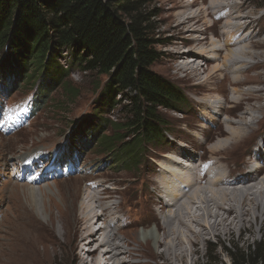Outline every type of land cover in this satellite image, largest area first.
Masks as SVG:
<instances>
[{
  "label": "rangeland",
  "instance_id": "obj_1",
  "mask_svg": "<svg viewBox=\"0 0 264 264\" xmlns=\"http://www.w3.org/2000/svg\"><path fill=\"white\" fill-rule=\"evenodd\" d=\"M187 2L192 3L187 13L199 15L190 24L178 25L182 18L178 14L185 9L181 3ZM144 8L151 16L155 38L160 41L156 49L162 54L151 65V70L173 83L185 95L188 104L181 112L163 110L170 131L159 146L143 151L136 167L115 163V152L100 149L95 135H90V129L104 123L103 129H96L100 135L109 134L107 120L118 122L126 117L121 106L125 100L113 107L107 105L106 75L81 71L71 66L68 55L64 54L59 61L63 69H67V75L49 88H41L37 74L24 77L21 71L18 76L15 68L11 71L5 54L7 48H0V264H21L23 253L19 246L23 245V240L28 244V240L32 242L33 259L29 256L32 261L28 264H83V258L90 260L87 249L96 242L86 246L88 241L83 240L89 219H81L75 234L69 232L61 236L57 207L67 183L76 184L77 203L84 201L95 208L97 226L116 221L113 230L118 232L117 239H123L130 249V256L134 257L130 263L166 264L163 258L151 255V241H147L143 255L138 244L143 230L152 227L158 232L156 217L162 206L159 196L163 202L167 200L161 195V182L175 184L173 179L163 175V170L175 168L183 172V168L185 174L194 172L197 179H202L193 187L200 189L210 186L204 163L214 165L215 160L221 159L224 171L229 173L221 185L227 186L236 181L239 177L236 173L244 171L246 164L254 159L256 147L259 146L260 153L264 152V56H260L264 50L263 0H148ZM229 9L232 15H225ZM212 22L215 24L210 25ZM229 23L234 25L231 32L241 25L242 30L231 38L232 44L226 45L224 31L228 30ZM245 44L249 49H241ZM216 47L222 50L213 52ZM182 49H193V52L182 54ZM229 49L233 51L232 61L242 60L236 67L248 63L234 71L242 77L238 85L231 81L229 67H233L226 56ZM207 51H212L213 57L205 56ZM244 53L248 55L243 56ZM179 56L191 60L192 67H201L199 73L195 76L177 69ZM69 88L76 92L70 93ZM119 97L117 95V99ZM225 119L231 121V127H250L246 140L228 145L213 153L218 156L210 158L212 153L208 148L220 137L217 131L224 128ZM206 133L216 134L206 139ZM29 152L32 154L25 164L23 158ZM187 163L189 166L183 167ZM262 170L259 176L264 175ZM32 179L36 184H32ZM31 185L41 193L37 200L28 197L27 188ZM182 186L180 184L179 190ZM174 187L178 189L177 181ZM101 207L108 209L101 212ZM28 217L34 220V226L27 224ZM249 225L246 231L206 236L196 245V252H187L183 261L173 264H202L211 249H215L212 258L230 264L227 250L233 251L235 247L242 250L248 245L264 243V216ZM97 226L92 225L91 229ZM100 249L91 257L99 254ZM160 249L162 247H158V251Z\"/></svg>",
  "mask_w": 264,
  "mask_h": 264
},
{
  "label": "trees",
  "instance_id": "obj_2",
  "mask_svg": "<svg viewBox=\"0 0 264 264\" xmlns=\"http://www.w3.org/2000/svg\"><path fill=\"white\" fill-rule=\"evenodd\" d=\"M147 2L0 0V48H7L11 71L15 68L24 77L37 74L39 86L49 88L67 75L59 61L67 54L71 66L107 76V105L125 100L121 106L126 117L107 120L111 133H98L96 128L103 129L104 123L90 129V135H95L100 149L115 152V163L131 167L143 151L165 140L170 125L163 110L181 112L188 104L173 83L151 70L162 54L144 8ZM214 252L211 249L202 264H224L211 257ZM226 253L230 264H264V243Z\"/></svg>",
  "mask_w": 264,
  "mask_h": 264
},
{
  "label": "bare ground",
  "instance_id": "obj_3",
  "mask_svg": "<svg viewBox=\"0 0 264 264\" xmlns=\"http://www.w3.org/2000/svg\"><path fill=\"white\" fill-rule=\"evenodd\" d=\"M181 6H183V8L185 9L178 14L182 17L178 20V25L190 24V22L195 17H197L199 13L198 14L187 13L188 11H190L189 7L192 6V3L189 2L181 3ZM223 7L224 5L221 6L219 9H222ZM212 8L209 7V9ZM227 14L232 15L230 9L225 12V15ZM213 23L214 22H212L210 25H213ZM210 25L208 24L207 27ZM227 26H228V30L224 31L225 33H227V37L225 38L227 42L226 45L232 44L233 42H231V38H233V36H235L239 30H242V25L239 26L237 29H235V31L233 32H231L230 29L234 25H230L229 23ZM196 27L194 29L198 30V28ZM233 33L234 35H232ZM229 34H231V36H229ZM245 37L246 34H244V38ZM244 48L249 49L247 44L241 46V49ZM214 50L218 52L221 51L222 48L216 47L212 51L214 52ZM212 51H207L204 55L213 57V55L210 53ZM180 52L182 54L184 52L189 54L193 52V49H187V50L182 49V51ZM251 53L252 52L248 51V54L250 56H253L251 55ZM232 54L233 51L229 49L226 56L231 62L230 66L233 67L232 69L229 67L230 69L229 71L232 72L231 81L234 84L238 85L241 83L242 77L236 73L234 74V71L240 69L241 67L244 66L246 67L248 63L247 64L244 63L242 64V66L236 67V64L237 63L240 64L242 60L232 61L231 60L232 58L230 59V56ZM248 54L244 53L243 56ZM260 56H264V50H261ZM185 58L183 56H179V58L176 59L177 69L179 68V69L187 70V72L196 76L201 70V67L199 66L192 67L191 60L186 61L187 59ZM234 91L238 93L237 95L240 96L238 90L234 89ZM252 110L255 111V109ZM239 119L241 120L240 122H242L243 118L240 117ZM252 119H254V117H252ZM224 122L226 123V125H224V128L222 127L223 129L217 131V135H220V137L215 138V140L212 141V145H210L208 148L210 153H212L211 155L212 157L210 158H213V155L214 157L218 156L213 153H218L219 151H222L223 149L228 147V145L241 142L242 140H246L245 135L247 134V130L250 127L247 126L246 127L241 126V128H237L234 126L231 127L230 120H226ZM214 134L216 133H206L205 138L206 139L214 138L215 137ZM224 134H227L228 137L227 136L225 137ZM256 148L257 151L253 154L254 159H252V161L249 164H246L244 171L237 172L236 176H239L237 177V180L227 186L221 185L226 181V178L229 174L224 171L221 159L215 160L214 165L207 166L206 165L207 162L204 163V168L208 174V179H209L208 181L210 186L207 185L208 187H203V188L200 187V189L193 187L197 180L202 179V178L197 179L194 172H192L191 174L190 173L185 174L183 168H181L183 172L176 171L175 168L173 169L169 168L167 170H163L164 171L163 175L171 178V180L173 179L175 184L169 185V182L168 181L165 182L164 180L161 182L163 188V190L161 191V195H164L165 198L167 197L166 198L167 200L163 202L162 199L160 200L161 197L159 196L158 201L162 203L161 204L162 206H160L161 212L158 213L156 217L157 219H159L158 232L151 227L149 230H143L140 233L138 244L139 247L143 249L140 250V253H142L143 255V252L146 251L147 249V241H151L152 243L151 255H153V258L154 256L161 257L164 259L166 264H173L175 261H183L187 252H189V254H193L194 252H196V248H195L196 245L199 244L201 241H203L206 236L208 235L221 236L226 233L232 234V232L244 231L246 228H250V225L248 226V224H250L252 220H255L259 216H264V175L259 176L260 169L264 170V152L260 153L258 149L259 146ZM263 148H264V143H262V149ZM31 154L32 153L30 152L25 154L23 158L25 164L26 162H28L27 160L29 159L30 157L29 155ZM188 166L189 164L187 163V165L184 164L183 167H188ZM161 167H164V164L161 165ZM177 168H180V166L177 165ZM32 181H33L32 184H36L34 179H32ZM176 181L178 183V189H175L174 187L176 185ZM180 184L181 185L183 184L181 190H179ZM24 185L25 184L21 185L23 191L25 188ZM168 186H170V188H168ZM183 187H185L186 190H184ZM64 188H65V190H63L64 196L60 198L61 204H59V206L57 207L58 215L60 217V221L62 225L61 236L66 233L69 234V232L75 234L77 226H79L78 224L80 223L81 219L87 218L89 220H87L86 222L87 224H85L84 227L86 234L83 236V238H85L83 240H86V242L88 241L86 246L90 243L96 242V245L94 247L88 249L86 248L87 256H90V260L86 261L83 258L82 259L83 264H149L148 262L130 263L129 260L130 259L132 260L134 257L130 256V249L127 248V245H125L123 239H119V238L117 239L116 236H118V232L113 230L116 227V221H112V222L108 221L106 225H104L102 222V224L97 226L96 224L98 223V219H95L94 218L95 214H93L95 208H92L90 204L84 201L77 203L76 199L78 194L75 192L77 188L76 184L67 183L64 184ZM37 189L38 188L35 185L28 186L27 188V192L29 194L28 197H31L33 198V200H35L37 197L41 196V193H39ZM92 190L95 189L93 188ZM181 197H185V200H180ZM188 202L192 203L191 206H189ZM101 209L102 212L108 209V207H101ZM25 221H27V224L30 227L34 226L33 219L28 217V219ZM92 225L97 227L95 229H91ZM42 227L46 229V225ZM103 230H105V234H103ZM100 233L102 234L99 235ZM28 241L29 244L25 240H23L22 241L23 245L19 246V250L23 253V255H21L23 257L21 259L22 260L21 264L23 262L25 264L31 263L33 259V255L31 254L32 242L30 240ZM158 247H162V249L158 251ZM98 249H100L101 252L91 257V254L95 253ZM29 256L32 259H30ZM152 264H156V263H152Z\"/></svg>",
  "mask_w": 264,
  "mask_h": 264
}]
</instances>
